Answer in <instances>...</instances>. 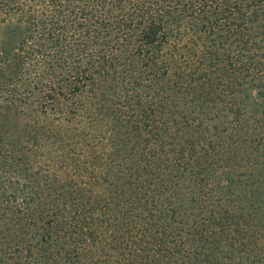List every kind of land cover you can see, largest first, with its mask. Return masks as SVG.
<instances>
[{"label": "rangeland", "instance_id": "rangeland-1", "mask_svg": "<svg viewBox=\"0 0 264 264\" xmlns=\"http://www.w3.org/2000/svg\"><path fill=\"white\" fill-rule=\"evenodd\" d=\"M239 1L0 59V264H264V2Z\"/></svg>", "mask_w": 264, "mask_h": 264}, {"label": "trees", "instance_id": "trees-1", "mask_svg": "<svg viewBox=\"0 0 264 264\" xmlns=\"http://www.w3.org/2000/svg\"><path fill=\"white\" fill-rule=\"evenodd\" d=\"M223 1L0 0V59L21 51L31 61L43 56L66 60L71 51L102 39L129 43L133 30L144 48L163 40L168 17L217 13ZM263 2L249 0L256 6Z\"/></svg>", "mask_w": 264, "mask_h": 264}]
</instances>
